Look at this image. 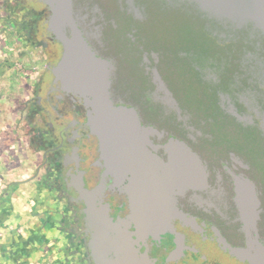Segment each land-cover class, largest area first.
I'll return each mask as SVG.
<instances>
[{
    "label": "flooded vegetation",
    "instance_id": "af4514ba",
    "mask_svg": "<svg viewBox=\"0 0 264 264\" xmlns=\"http://www.w3.org/2000/svg\"><path fill=\"white\" fill-rule=\"evenodd\" d=\"M72 1L84 36L113 62V99L136 108L143 124L161 132L150 136L156 153L166 160L175 137L206 165L200 180L180 173L176 204L183 215L147 238L149 254L159 264H250L224 244L245 245L234 200L239 175L256 186V234L264 244V33L208 16L187 0ZM32 4L24 5L35 15L25 37L43 38L37 43L48 57L50 79L42 75L29 98L31 144L40 152L31 171L65 215L69 262L93 264L78 186L91 188L103 177L112 215H124L128 204L105 174L83 101L53 80L50 61H57L62 45L47 30L50 9L41 0Z\"/></svg>",
    "mask_w": 264,
    "mask_h": 264
},
{
    "label": "water",
    "instance_id": "95a60500",
    "mask_svg": "<svg viewBox=\"0 0 264 264\" xmlns=\"http://www.w3.org/2000/svg\"><path fill=\"white\" fill-rule=\"evenodd\" d=\"M41 1L50 9L45 21L47 30L62 45L59 58L51 66L53 80L83 101L86 122L97 139L105 174L112 177L111 187L117 186L128 204L124 215H112L103 177L91 188L78 186L77 199L84 203L87 247L93 264H159L147 250V238L171 229L173 218L183 215L176 204V195L183 190L178 180L180 173H192L196 180L207 171L206 165L175 137H170L166 145V160L157 154L150 136L161 132L143 124L136 108L113 99V62L99 55L84 36L73 1ZM187 1L208 16L237 25L252 24L264 33V0ZM234 192L245 245L225 243L224 247L240 260L264 264V244L256 234V186L247 177L235 176Z\"/></svg>",
    "mask_w": 264,
    "mask_h": 264
},
{
    "label": "crops",
    "instance_id": "0c3cea01",
    "mask_svg": "<svg viewBox=\"0 0 264 264\" xmlns=\"http://www.w3.org/2000/svg\"><path fill=\"white\" fill-rule=\"evenodd\" d=\"M1 24L3 32L19 27ZM5 103L0 104V111H11ZM31 141L32 137L24 141L25 146L20 142L18 152L0 148V264H69V225L43 187L40 175L31 171L32 167L18 173L6 169L10 160L25 156L33 161L39 156L38 149L30 146Z\"/></svg>",
    "mask_w": 264,
    "mask_h": 264
},
{
    "label": "rangeland",
    "instance_id": "374dc122",
    "mask_svg": "<svg viewBox=\"0 0 264 264\" xmlns=\"http://www.w3.org/2000/svg\"><path fill=\"white\" fill-rule=\"evenodd\" d=\"M19 1L0 0V22L19 26L9 27L5 32L0 30V104L7 101L5 104L12 108L11 111H0V148H6V151L10 153H13L15 149L18 152L20 142L24 145V141L34 137L30 125V114L27 110L31 104L29 98L42 75L50 79V75L45 70L48 57L42 43H37V40L41 38L43 41V38L27 39L25 37V29L28 28L29 23H35V15L34 13L30 15L31 12L26 11L24 5L28 8L29 5L35 6V4H32L33 0ZM40 24L41 22L38 25ZM162 33L163 38L167 40L170 35L169 29L164 27ZM55 61L56 57L50 61L51 65ZM38 160V156L33 161H28L23 156L20 160L8 161L6 169L16 173L28 171L29 167H34L35 163H38ZM1 169L2 165H0Z\"/></svg>",
    "mask_w": 264,
    "mask_h": 264
}]
</instances>
